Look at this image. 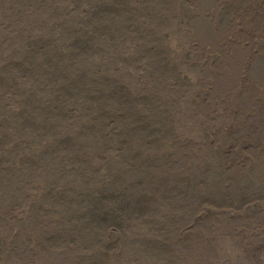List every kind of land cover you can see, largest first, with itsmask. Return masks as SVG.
<instances>
[{"label": "rangeland", "instance_id": "1", "mask_svg": "<svg viewBox=\"0 0 264 264\" xmlns=\"http://www.w3.org/2000/svg\"><path fill=\"white\" fill-rule=\"evenodd\" d=\"M233 7L0 0V264H264V107L229 120L220 89L264 57L237 63Z\"/></svg>", "mask_w": 264, "mask_h": 264}, {"label": "bare ground", "instance_id": "2", "mask_svg": "<svg viewBox=\"0 0 264 264\" xmlns=\"http://www.w3.org/2000/svg\"><path fill=\"white\" fill-rule=\"evenodd\" d=\"M233 3L231 33H236L237 38H241L248 44L246 53L242 50L237 55L239 66H245L251 64L255 57H264V0H240L239 3L233 0ZM229 33L225 31L215 34L216 37L213 39L211 38L213 35L208 33L207 35L213 42H216L218 38L223 42L227 40L226 35ZM242 71L220 87L221 94H224L229 86L233 89L232 94H226L227 99L223 100L226 109L225 115L232 121L238 115L246 117L253 114L255 117V111L263 110L259 107H264V64L250 72L242 73ZM263 117L264 115H262ZM211 248H214L213 252L208 251V254L203 257L204 264L216 262L217 259L214 258L222 257L227 250L224 242Z\"/></svg>", "mask_w": 264, "mask_h": 264}]
</instances>
